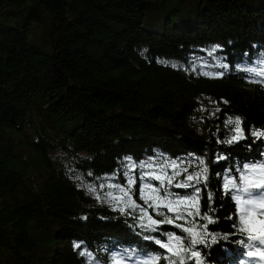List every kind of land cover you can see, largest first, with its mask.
Segmentation results:
<instances>
[{
  "label": "trees",
  "instance_id": "1",
  "mask_svg": "<svg viewBox=\"0 0 264 264\" xmlns=\"http://www.w3.org/2000/svg\"><path fill=\"white\" fill-rule=\"evenodd\" d=\"M262 53L264 0H0V264H89L84 249L92 264H112L114 252L138 264L165 252L145 237H186L170 224L144 230L88 192L106 177L125 183L127 157L140 204L141 162L204 158L200 211L214 192L218 239L197 249L208 264H256L222 183L264 162V141L247 131L264 129V85L237 70L264 66ZM217 62L229 65L223 78L199 74L223 71ZM237 116L247 139L218 143Z\"/></svg>",
  "mask_w": 264,
  "mask_h": 264
},
{
  "label": "snow or ice",
  "instance_id": "2",
  "mask_svg": "<svg viewBox=\"0 0 264 264\" xmlns=\"http://www.w3.org/2000/svg\"><path fill=\"white\" fill-rule=\"evenodd\" d=\"M219 47V45L215 46L212 51L215 52ZM158 62L168 64L167 61ZM261 63L264 64V61ZM170 66L181 67L176 63H172ZM215 67L223 69V71H201L199 74L219 79L223 78L229 69V65L222 62H217ZM237 70L245 72L250 77L258 78L252 82L264 85V66H237ZM191 71L195 73L196 67L193 66ZM213 103L216 102L213 101ZM223 103L227 104L228 101L224 100ZM219 110V108L215 109V111ZM201 111L204 109L201 108ZM226 124L232 126L231 135L226 140H218V143L236 144L247 139L244 122L240 117L229 118ZM247 131L255 139L264 141V129H247ZM225 158L223 155H218L216 160ZM125 159L129 163L125 165L124 185L108 183L107 187L110 191L106 192L103 198L97 193L95 187H88V192L95 194L98 201L111 204L113 211L132 217L136 221V225L144 230L155 232L161 224H170L187 234L185 237L167 233L166 242L158 238L145 237V239H155V243L165 252L149 255L147 259L138 262V264H161V261H164L165 264H188V261H192L193 264H208L206 256L197 249L198 245L210 248L218 239L217 234L209 231V225L216 223L213 217L215 209L212 207L215 203L216 194L214 192H207L208 211L203 214L200 211V201L204 198L201 193L208 188L209 181V167L206 160L201 157H190L187 166L183 160H165L162 164L141 162L139 168L146 170L141 171L139 175L138 198L143 201V204H140L134 199V189L137 185L135 172L138 166L132 162L131 157ZM193 165L196 170L189 172V167H193ZM237 171L239 172L238 177L232 176L230 173L225 174L222 183L223 194L230 195L238 207L239 232L247 238V240L242 239L238 243L250 249L247 252L248 257L264 261V162L244 163L237 168ZM217 175L220 174L217 173ZM181 176L183 179H179ZM106 179L112 180L114 177H106ZM153 181L157 183H153ZM200 185H203V188ZM104 187V184L100 185L101 189ZM174 188L191 189V192L181 194L172 191ZM149 209L156 217H162V219L154 218ZM197 218L204 222L197 224ZM177 221H184V223H177ZM81 244L82 242L74 243V248H81ZM79 255L87 257L89 264H92L93 256L87 249L80 251ZM128 259H131L130 254L123 255L114 252L111 256L112 264H125Z\"/></svg>",
  "mask_w": 264,
  "mask_h": 264
},
{
  "label": "rangeland",
  "instance_id": "3",
  "mask_svg": "<svg viewBox=\"0 0 264 264\" xmlns=\"http://www.w3.org/2000/svg\"><path fill=\"white\" fill-rule=\"evenodd\" d=\"M46 117V119H45V125L48 127V126H52V121L50 120V118H49V116H45ZM49 128H51V127H49ZM14 152V151H13ZM25 153H26V151L24 152V150L23 149H19V150H17V152H15V155L17 156V157H20V158H22V159H24V157H25ZM77 180H81V178H78ZM108 183H113V184H116V183H118L117 181H115V180H106L104 183H100L99 185H96V183H94V185H93V187H95L96 189H97V193H99L100 195H101V197L103 198V196H104V194L106 193V192H108V191H110V189L107 187V185H108ZM101 184H104L105 185V187L103 188V189H101L100 188V185ZM119 184H121V185H124L125 183H119ZM112 191H115L114 189H111ZM187 189H185L184 191H182V192H180L181 194H183V192H185ZM135 197V196H134ZM244 264H252L251 262H245ZM257 264H264V261H260L259 260V262L257 263Z\"/></svg>",
  "mask_w": 264,
  "mask_h": 264
}]
</instances>
